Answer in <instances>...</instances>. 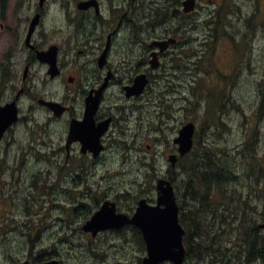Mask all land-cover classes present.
<instances>
[{
	"label": "flooded vegetation",
	"instance_id": "obj_1",
	"mask_svg": "<svg viewBox=\"0 0 264 264\" xmlns=\"http://www.w3.org/2000/svg\"><path fill=\"white\" fill-rule=\"evenodd\" d=\"M185 1L0 0V105L15 103L19 119L14 126L22 119L32 137L38 121L31 117L44 114L37 137L48 136L47 153L29 146L37 163L48 165L46 177L33 174L23 198L12 183L8 193L0 194V264H144L157 249L133 225L96 232L85 226L106 201L115 204L117 214L128 216L140 200L156 205L155 189L138 188L132 196L127 190L104 191L95 179V169L108 160L112 148L125 150L127 138L139 130L150 133L146 110L151 103L154 113L165 117L159 121L163 141H168L165 135L173 122L178 123L170 155L177 152L173 141L186 123L195 125L194 143L200 137L198 126L185 115L198 108V96L207 100L210 113L219 106L210 99L225 96V73L231 74L225 69L214 68L213 85L196 87L205 40L199 34L198 0L190 13L183 11ZM221 1L206 25L213 26L217 41L221 36L230 41L227 27L235 12ZM206 46L210 50L214 44ZM138 78L146 80L145 86L127 97L126 89ZM150 96L158 101L150 102ZM72 123L81 134L70 137ZM71 193L79 196L71 199L75 204L58 202ZM2 209H8V221ZM181 213L179 207L180 222Z\"/></svg>",
	"mask_w": 264,
	"mask_h": 264
},
{
	"label": "rangeland",
	"instance_id": "obj_2",
	"mask_svg": "<svg viewBox=\"0 0 264 264\" xmlns=\"http://www.w3.org/2000/svg\"><path fill=\"white\" fill-rule=\"evenodd\" d=\"M209 1L198 0L199 34L203 35L205 46L199 52L198 77L195 84L200 88L209 82L213 85L211 73L215 67L230 71L231 74L225 73L226 76L229 75L225 96H221L220 100L217 96L210 99L219 104L212 113L208 111L207 100L198 96L196 100L198 108L193 111V114L185 115L186 119H193L200 132L197 140V155H201L204 152L203 149H207L230 169L236 179L226 185L227 195L232 193L236 196L248 197L250 205L255 209L256 216L260 220L259 214L264 212V200L256 197V190L258 192L259 188L256 183L259 175L256 171L260 166H264V0H227L229 8L235 12L229 17L231 24L227 27L232 40L223 39L221 36L214 46L207 50L206 42L212 43L214 28L211 25L207 27L206 22L211 20L210 15L222 2L221 0ZM214 1L215 4L211 5ZM250 19L253 21L248 27ZM235 46L242 47V51ZM238 61H240L239 64H237ZM204 69L207 71H203ZM226 76L224 77L227 80ZM215 79L217 84H223L220 79L216 77ZM222 91L223 86L218 92ZM150 97V102L158 101L157 96ZM27 104L24 102V105ZM152 106L151 103L146 110V116L147 114L151 116L150 133L148 130L135 132L133 137L127 138L125 150L120 146L112 148V151L107 154L108 160L104 161L100 168L95 169L96 182L104 191L106 188L117 191L127 190L133 196L137 194L138 183L146 181L140 189H152L157 179L167 175L170 168L167 155L173 152L171 140L175 136L174 129L178 123L173 122L172 128L165 135L168 141H163L160 131L164 130V126L159 125V121L165 117L154 113ZM23 115L28 117L25 111ZM31 119L38 121V124L32 128L33 137L27 132L21 119L16 127L13 126L12 130L8 131L0 143V194L8 193L10 190L8 184L12 183L14 184L12 189L19 190V197L23 198L33 174L42 173V177H46L48 165L37 163L36 154H32L29 148L30 145H36L39 150L47 153L48 148L44 145L45 142L48 143L47 133L41 140L37 137L40 133V123L45 121L46 117L37 112ZM147 120L149 121L148 117ZM132 125L133 122L130 127ZM169 126L168 123L166 128ZM247 144L251 146L248 149H246ZM147 146L149 150L146 149ZM174 170L179 171V168ZM148 174H152V177L144 179ZM100 176L102 179L98 181ZM176 185L179 193L185 191L180 178ZM78 197L71 193L70 198L59 197L58 202L72 205L76 202L71 199L75 198L77 201ZM7 211L4 212L2 209L4 221L9 220ZM231 233H233L232 230L225 226L218 235H222L220 238L223 244L229 243L232 248L233 242L229 241ZM10 248L13 250L15 245Z\"/></svg>",
	"mask_w": 264,
	"mask_h": 264
},
{
	"label": "trees",
	"instance_id": "obj_3",
	"mask_svg": "<svg viewBox=\"0 0 264 264\" xmlns=\"http://www.w3.org/2000/svg\"><path fill=\"white\" fill-rule=\"evenodd\" d=\"M223 164L207 151L180 165L185 191L180 194L179 203L187 257H195L198 264H264V235L256 227L259 219L255 209L248 197L227 195L225 187L236 177ZM256 172V197L264 200V166ZM169 180L176 185L174 174ZM259 215L264 218V212ZM225 226L233 232L229 235L232 248L229 243L223 244L222 235H218Z\"/></svg>",
	"mask_w": 264,
	"mask_h": 264
},
{
	"label": "water",
	"instance_id": "obj_4",
	"mask_svg": "<svg viewBox=\"0 0 264 264\" xmlns=\"http://www.w3.org/2000/svg\"><path fill=\"white\" fill-rule=\"evenodd\" d=\"M194 0H186L183 3L184 12H191L194 9ZM146 84L138 78L135 80L133 86L126 89L127 97L139 94ZM17 108L15 103L0 106V140L5 131L17 121ZM107 122L99 125V135L105 130ZM76 124H71L70 137L73 134H81L77 129ZM194 133V126L189 123L186 124L174 140L178 144V152L180 156L185 155L191 150L192 136ZM99 150V146L96 147ZM171 166H174L177 157L171 155L168 157ZM158 191V200L155 207L149 206L144 200L139 202L136 213L132 218L125 215H116L114 205L104 204L98 213L87 223L86 229L94 232L105 228H118L125 224H132L138 227L146 240L149 247H157L154 252L145 260L144 264H158L163 260H170L173 264H182L184 260V248L182 246V237L184 230L178 222V206L176 204L173 187L170 182L165 180H158L156 183ZM161 205L164 208H161ZM264 229V223L258 226ZM159 238L160 240H156Z\"/></svg>",
	"mask_w": 264,
	"mask_h": 264
},
{
	"label": "bare ground",
	"instance_id": "obj_5",
	"mask_svg": "<svg viewBox=\"0 0 264 264\" xmlns=\"http://www.w3.org/2000/svg\"><path fill=\"white\" fill-rule=\"evenodd\" d=\"M7 197H8V196H7ZM58 204H59V203H58ZM58 204H57V205H58ZM55 205H56V203H55ZM57 205H56V206H57ZM58 206H59V205H58ZM13 219H14V218H13ZM17 225H18V224H17ZM82 227H83V226H82ZM111 229H112V228H111ZM114 229H116V228H114ZM117 230H118V229H117ZM91 233H92V232H91ZM64 234H65V233H64ZM64 234H63V235H64ZM64 238H65V237H64ZM70 239H72V238H70ZM51 249H52V250H57V249H53V248H51ZM33 250H34V249H33ZM30 251H32V250H30ZM39 251H40V250H39ZM55 252H57V251H55ZM31 253H32V252H31ZM29 254H30V253H29ZM190 254H191V253H190ZM190 254H189V255H190ZM25 255H26V254H25ZM39 255H40V254H39ZM245 255H246V254H245ZM247 255H248V254H247ZM40 256H41V255H40ZM190 256H191V255H190ZM41 257H42V256H41Z\"/></svg>",
	"mask_w": 264,
	"mask_h": 264
}]
</instances>
